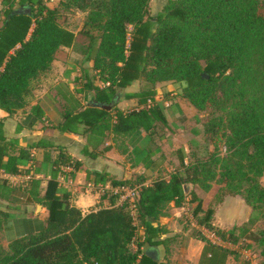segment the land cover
<instances>
[{
  "label": "trees",
  "instance_id": "obj_1",
  "mask_svg": "<svg viewBox=\"0 0 264 264\" xmlns=\"http://www.w3.org/2000/svg\"><path fill=\"white\" fill-rule=\"evenodd\" d=\"M50 1L1 0V110L11 115L23 109L34 81L50 71L62 47L73 45L74 35L60 22L59 6L73 7L87 13L79 33L89 41L87 53L102 86L88 79L84 88L94 91L101 106L65 114L63 129L75 132L69 129L72 124L83 125L85 133L105 131L114 112V133L142 129L152 134L154 123L166 125L155 102V85L173 82L182 85L181 95L198 115L213 108L203 135L218 136L227 156L211 154L189 166L181 156L184 175L140 188L137 225L127 205L116 206L117 197L107 198L106 193L103 206L85 216L64 196L39 200L49 213L43 229L7 248L0 246V264H166L141 250L163 243L161 237L167 232L156 224L158 219L168 204L180 207L186 195L197 202L196 216L201 212L200 200L188 192V185L208 192L216 179L223 187L214 204L226 196L242 197L251 208L249 225H254L262 215L257 208H264V188L259 183L264 178L263 2L169 0L153 17L148 15L150 0H58L54 7L48 6ZM137 80L144 88L127 98H136L141 108L116 110L117 91ZM127 183L111 181L112 186ZM213 213L208 208L200 223L219 238L237 243L235 229L222 232L212 226ZM139 231L143 239L133 251L131 244ZM257 235L250 239L264 264V232ZM196 237L206 241L199 234Z\"/></svg>",
  "mask_w": 264,
  "mask_h": 264
},
{
  "label": "crops",
  "instance_id": "obj_2",
  "mask_svg": "<svg viewBox=\"0 0 264 264\" xmlns=\"http://www.w3.org/2000/svg\"><path fill=\"white\" fill-rule=\"evenodd\" d=\"M47 4L54 7L59 1L51 0ZM69 10L85 17L87 14L73 7ZM84 19L81 18L77 29L67 22L63 24L74 35L73 45L62 47L50 71L34 81L26 106L11 115L0 109V246L3 248L43 229L49 213L39 200L64 196L85 216L103 206L105 200L101 198L105 193L107 198L116 196L114 189L118 186H112L111 181H127L131 185L135 180L141 187L156 180L169 181L172 175L185 174L181 166L173 168L181 156L187 165L186 156L192 151L193 156L198 154L197 125L201 116L181 95L182 85L173 82L155 85V102L166 125L154 123L152 134L142 129L129 134L114 133V112L110 113L105 131L85 133L83 125L72 124L69 129L75 132L63 129L65 114L101 106L94 100V91L84 88L88 79L93 85L102 86L87 48L79 49L77 44L79 38L86 39L79 33ZM143 88V81L137 80L119 89L115 109L123 113L140 109L138 100L127 96L136 95ZM182 117L187 120L182 121ZM69 162L72 171L64 173L63 168ZM190 186L188 192L193 191L199 198L201 212L193 214L197 202H191L190 195L185 196L180 207L168 204L156 223L167 232L161 237L163 243L144 246L142 251L148 250L166 264H263L257 245L242 234L249 229L246 235H250L258 225L257 221L253 227L249 225L251 208L243 198L226 196L215 205L213 199L223 185L216 189L212 183L208 192L192 190ZM211 207L212 226L222 232L235 229L237 243L222 239L224 245L217 246L209 240V231L200 221ZM197 234L206 241L197 239ZM139 237L142 241L141 231ZM242 241L259 251L258 256H249L244 261L250 249H239L237 246Z\"/></svg>",
  "mask_w": 264,
  "mask_h": 264
},
{
  "label": "rangeland",
  "instance_id": "obj_3",
  "mask_svg": "<svg viewBox=\"0 0 264 264\" xmlns=\"http://www.w3.org/2000/svg\"><path fill=\"white\" fill-rule=\"evenodd\" d=\"M169 0H150L149 2V6H148V15L150 16H156L157 14L162 13L164 7L166 6L167 2ZM262 2V1H261ZM261 4V10L260 13H262L263 8H264V2L263 4ZM1 0H0V26H1V22H2V15H1ZM59 10H60V22L62 24H64L65 22L69 23L70 25H74L75 29H77L79 27V23L81 22V18H85V16L81 13L76 14V12H72L71 10H69V8L67 7H63L62 5L59 6ZM83 22V21H82ZM77 44L79 45V49L80 48H87L89 45V41L87 39H82L79 38V41L77 42ZM95 53V50L92 51V53L90 54V56L92 57ZM147 86V85H146ZM165 98V96H164ZM178 98H180V96H178ZM213 111V108L208 107V110L205 112L200 113L199 116H201V118H199L198 120L200 121L198 123V129H199V146L196 150H198V154L197 156L194 155L193 156V151L191 153H189L186 157H187V165L189 166L190 164H194L196 161L202 160L203 158H206L207 156H210L211 154H215L217 155V157L225 159L227 156L226 150H225V146L222 143L221 140H219L218 136H211V137H206L203 135V131H204V124L207 123L210 119L209 115L211 116V112ZM182 121L187 120L186 118L181 119ZM195 154V153H194ZM172 162H170L171 164ZM174 167H177V169H179L180 165L179 163L177 164H173ZM183 168V167H182ZM218 179H216L213 182V187L214 188H218V186H220L221 184L217 181ZM260 186L264 188V178L259 180ZM128 185V184H126ZM131 186H139V183L137 181H132ZM141 187V186H139ZM193 190V188L198 189L196 186H190ZM189 190V189H188ZM258 212L262 213L261 217L258 219V221L256 222L258 225H256L255 227H253L254 225H252L254 232H250V235H245L244 239L248 240L252 237H254L255 235H259L260 232H264V208L262 207H258L257 208ZM138 224V222H137ZM257 235V236H258ZM140 237H139V232L137 233V237L135 239V244L140 243ZM239 249L243 250H248L250 249V253H248L247 255H244V261L247 260L250 256V258H252L253 255H257L259 251L253 249L250 245V243L246 242V241H242L240 242V245L237 246ZM250 254V255H249ZM258 256V255H257Z\"/></svg>",
  "mask_w": 264,
  "mask_h": 264
},
{
  "label": "built area",
  "instance_id": "obj_4",
  "mask_svg": "<svg viewBox=\"0 0 264 264\" xmlns=\"http://www.w3.org/2000/svg\"><path fill=\"white\" fill-rule=\"evenodd\" d=\"M72 171V163L69 162L67 166H65V168H63V172H70ZM139 186H131V185H121L118 186L117 188L114 189V194L117 196V205L118 206H122L124 204L127 205V208L130 212V215L134 221V224L137 225V214H136V201H137V197L140 191ZM208 238L209 240L215 244V245H224V242L222 241L221 238H219L217 236V234L212 231V230H208ZM137 237V236H136ZM136 239V238H135ZM142 242V241H141ZM140 242V243H141ZM135 244V240L132 242L131 244V249L133 251H136L138 248V244ZM143 248H141L142 250Z\"/></svg>",
  "mask_w": 264,
  "mask_h": 264
},
{
  "label": "water",
  "instance_id": "obj_5",
  "mask_svg": "<svg viewBox=\"0 0 264 264\" xmlns=\"http://www.w3.org/2000/svg\"><path fill=\"white\" fill-rule=\"evenodd\" d=\"M203 77H204V78H208L207 75H205V74L203 75Z\"/></svg>",
  "mask_w": 264,
  "mask_h": 264
}]
</instances>
